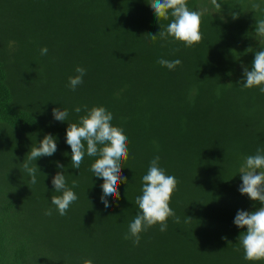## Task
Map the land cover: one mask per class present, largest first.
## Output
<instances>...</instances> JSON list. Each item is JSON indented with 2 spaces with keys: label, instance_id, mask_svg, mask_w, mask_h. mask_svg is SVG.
I'll use <instances>...</instances> for the list:
<instances>
[{
  "label": "trees",
  "instance_id": "trees-1",
  "mask_svg": "<svg viewBox=\"0 0 264 264\" xmlns=\"http://www.w3.org/2000/svg\"><path fill=\"white\" fill-rule=\"evenodd\" d=\"M186 3L207 9L192 47L160 39L172 17L158 20L148 0H0V264H264L244 259L246 227L233 222L238 210L264 206L238 190L244 157L264 149V94L240 83L264 47L255 34L264 0H218L219 10L211 0ZM161 58L182 63L170 70ZM77 66L86 73L72 90ZM85 106L111 112L128 141V183L109 208L103 179L90 170L96 157L74 168L66 143L68 121ZM53 108L67 109L68 121L54 119ZM45 134L57 151L32 162L33 185L22 163ZM156 156L178 181L169 206L179 223L170 216L166 231L157 223L134 244L124 237ZM58 171L68 187L77 184L66 215L51 203Z\"/></svg>",
  "mask_w": 264,
  "mask_h": 264
},
{
  "label": "clouds",
  "instance_id": "clouds-1",
  "mask_svg": "<svg viewBox=\"0 0 264 264\" xmlns=\"http://www.w3.org/2000/svg\"><path fill=\"white\" fill-rule=\"evenodd\" d=\"M148 2L158 20L168 19L169 14L172 17L166 28L159 31L160 39L166 40L171 36L183 42L186 47H192L202 40L201 18L207 9L190 10L186 0H148ZM211 4L217 10L222 7L218 0H211ZM251 8L253 11L260 10L261 4L253 2ZM238 15L232 12L234 19ZM255 34L259 38V43L264 45V19L256 20ZM149 35L153 42L157 39L156 34L149 33ZM40 51L42 55H46L48 49L45 46ZM157 62L170 70L182 63L180 59L169 61L163 58ZM75 72L76 75L68 78V84L72 90L83 83L86 70L77 66ZM240 83L243 88L259 87L260 93L264 94V47L255 52L251 70L247 66L244 67ZM74 110L80 113L81 107L77 106ZM52 113L54 119L68 121L67 109L53 108ZM84 113L77 122L68 121L66 143L71 148V163L74 168L79 169L86 154L89 157H96L90 170L96 177L103 179L101 201L105 208H109L110 198L119 199L118 185L121 182L128 183L127 177L121 174L122 162L128 158L127 137L122 129L112 125L113 115L103 106L91 108L85 106ZM56 151V138L52 134H45L38 146L31 147L27 159H24L22 163L23 170L31 178V184L37 183L38 170V166L36 164L33 166L32 162L42 156H52ZM159 160L160 157L156 156L150 162L147 173L142 177V195L135 199L140 211L129 223L128 233L124 237L125 239L134 238V244H139L141 232L157 223L160 225L161 232L166 231L167 219L170 216L175 217V222L179 223V217L175 216V212L169 206L178 181L175 176L166 174L165 169L159 166ZM57 167L63 169L64 165L58 162ZM239 173L242 179L239 192L264 205V149L258 148L255 155L244 157ZM52 185L55 192L60 195H52L51 203L56 206L60 215H66L70 205L78 199L73 191V188L77 186L76 181H73L72 188L68 187L63 172L58 171L52 177ZM45 215H52V209H47ZM233 222L239 228L246 227V231H242L238 237L244 251V259L264 260V206L254 211L238 210ZM86 264H91V261Z\"/></svg>",
  "mask_w": 264,
  "mask_h": 264
}]
</instances>
